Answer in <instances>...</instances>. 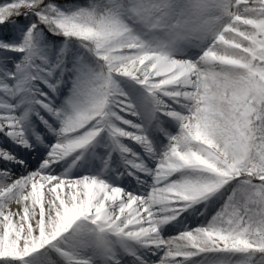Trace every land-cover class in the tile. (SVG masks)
I'll return each mask as SVG.
<instances>
[{
  "label": "snow or ice",
  "instance_id": "6c2138e0",
  "mask_svg": "<svg viewBox=\"0 0 264 264\" xmlns=\"http://www.w3.org/2000/svg\"><path fill=\"white\" fill-rule=\"evenodd\" d=\"M0 264H264V0H0Z\"/></svg>",
  "mask_w": 264,
  "mask_h": 264
},
{
  "label": "rangeland",
  "instance_id": "374dc122",
  "mask_svg": "<svg viewBox=\"0 0 264 264\" xmlns=\"http://www.w3.org/2000/svg\"><path fill=\"white\" fill-rule=\"evenodd\" d=\"M35 166V162L33 161V167ZM171 234H174V233H171Z\"/></svg>",
  "mask_w": 264,
  "mask_h": 264
},
{
  "label": "bare ground",
  "instance_id": "6f19581e",
  "mask_svg": "<svg viewBox=\"0 0 264 264\" xmlns=\"http://www.w3.org/2000/svg\"><path fill=\"white\" fill-rule=\"evenodd\" d=\"M171 235V233H169Z\"/></svg>",
  "mask_w": 264,
  "mask_h": 264
}]
</instances>
